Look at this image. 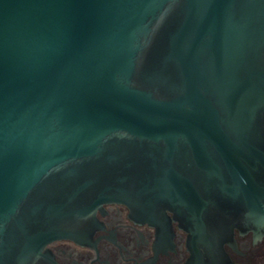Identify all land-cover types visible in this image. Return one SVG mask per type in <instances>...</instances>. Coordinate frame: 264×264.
I'll return each mask as SVG.
<instances>
[{
	"label": "water",
	"instance_id": "water-1",
	"mask_svg": "<svg viewBox=\"0 0 264 264\" xmlns=\"http://www.w3.org/2000/svg\"><path fill=\"white\" fill-rule=\"evenodd\" d=\"M108 204L185 264L264 241V0H0V264Z\"/></svg>",
	"mask_w": 264,
	"mask_h": 264
},
{
	"label": "flooded vegetation",
	"instance_id": "flooded-vegetation-1",
	"mask_svg": "<svg viewBox=\"0 0 264 264\" xmlns=\"http://www.w3.org/2000/svg\"><path fill=\"white\" fill-rule=\"evenodd\" d=\"M94 233L82 244L57 240L47 246L45 264H185L189 258L186 234L176 223L170 234L134 221L120 204L105 205L96 213ZM238 253L228 249L236 264H251L250 253L258 246L241 249L249 237H236ZM264 242V241H263Z\"/></svg>",
	"mask_w": 264,
	"mask_h": 264
},
{
	"label": "rangeland",
	"instance_id": "rangeland-1",
	"mask_svg": "<svg viewBox=\"0 0 264 264\" xmlns=\"http://www.w3.org/2000/svg\"><path fill=\"white\" fill-rule=\"evenodd\" d=\"M250 255L251 264H264V242L260 243Z\"/></svg>",
	"mask_w": 264,
	"mask_h": 264
}]
</instances>
